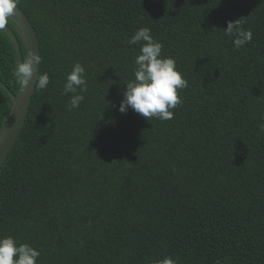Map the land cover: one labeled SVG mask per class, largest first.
I'll use <instances>...</instances> for the list:
<instances>
[{"label":"trees","instance_id":"1","mask_svg":"<svg viewBox=\"0 0 264 264\" xmlns=\"http://www.w3.org/2000/svg\"><path fill=\"white\" fill-rule=\"evenodd\" d=\"M17 4L50 83L0 166V237L31 244L37 264H264V0ZM241 17L253 36L236 48L224 29ZM17 22L18 50L0 29V132L29 57ZM143 27L188 81L170 120L118 111ZM77 62L87 90L69 111Z\"/></svg>","mask_w":264,"mask_h":264},{"label":"clouds","instance_id":"2","mask_svg":"<svg viewBox=\"0 0 264 264\" xmlns=\"http://www.w3.org/2000/svg\"><path fill=\"white\" fill-rule=\"evenodd\" d=\"M18 0H0V29L8 23V18L15 14ZM244 18L228 21L225 34L232 37L234 46L240 48L252 41L253 33L245 29ZM130 45H141L135 58L134 79L126 83L118 111L126 113L129 108L147 119L157 118L165 121L173 118V109L182 103L179 90L188 87L174 58L162 55L163 44L157 41L147 27L139 28L129 39ZM34 63L39 58L31 57L18 62L13 75L24 85H28L33 76ZM86 69L77 62L67 74L63 85V94H72L67 105L68 110L79 108L84 100L82 93L87 90ZM38 86L44 89L50 83L47 72L37 78ZM112 107H116L115 104ZM264 130V125H261ZM40 251L29 243H21L12 236L0 237V264H37ZM151 264H177L172 256L157 259Z\"/></svg>","mask_w":264,"mask_h":264},{"label":"water","instance_id":"3","mask_svg":"<svg viewBox=\"0 0 264 264\" xmlns=\"http://www.w3.org/2000/svg\"><path fill=\"white\" fill-rule=\"evenodd\" d=\"M14 16L20 22L25 32L24 39L28 43L29 57L34 53L39 58V63H34L33 76L28 85H22L14 108L0 132V166L8 156L24 126L32 97L35 93L41 64L40 40L34 25L18 4L16 5Z\"/></svg>","mask_w":264,"mask_h":264},{"label":"rangeland","instance_id":"4","mask_svg":"<svg viewBox=\"0 0 264 264\" xmlns=\"http://www.w3.org/2000/svg\"><path fill=\"white\" fill-rule=\"evenodd\" d=\"M10 19L12 21H14V23H16V24L18 23L17 20L13 16H11ZM4 29L8 33L9 38L13 41V44L15 45L16 49L18 50V45H17L18 42H17L16 36L14 35V33L11 31V29L7 25H5Z\"/></svg>","mask_w":264,"mask_h":264}]
</instances>
